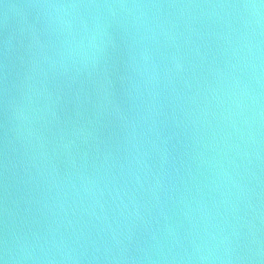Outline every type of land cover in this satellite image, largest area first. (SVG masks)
Instances as JSON below:
<instances>
[{"label":"water","instance_id":"95a60500","mask_svg":"<svg viewBox=\"0 0 264 264\" xmlns=\"http://www.w3.org/2000/svg\"><path fill=\"white\" fill-rule=\"evenodd\" d=\"M0 264H264V0H0Z\"/></svg>","mask_w":264,"mask_h":264}]
</instances>
